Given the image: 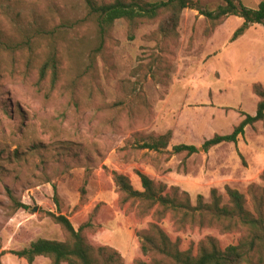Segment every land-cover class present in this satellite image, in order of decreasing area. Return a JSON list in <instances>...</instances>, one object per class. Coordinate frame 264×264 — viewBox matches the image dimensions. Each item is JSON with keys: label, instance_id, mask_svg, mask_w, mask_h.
Instances as JSON below:
<instances>
[{"label": "rangeland", "instance_id": "374dc122", "mask_svg": "<svg viewBox=\"0 0 264 264\" xmlns=\"http://www.w3.org/2000/svg\"><path fill=\"white\" fill-rule=\"evenodd\" d=\"M194 1L210 10L220 5ZM242 2L257 9L264 0ZM243 23L230 17L207 36L209 23L188 9L176 41L156 34L159 20L140 26L131 41L128 23L120 20L96 54L98 30L85 0H0V264H29L15 253L39 239L66 240L48 213L66 216L76 230L93 216L96 228L86 233L93 245L116 249L125 264L143 260L137 234L153 219L121 204L114 172L139 191L137 172L145 173L188 192L194 205L199 195L210 202L212 189L227 200L229 186L246 195L253 211L249 187L264 188V122L247 127L238 144L189 158L137 148L169 131L168 151L180 144L202 147L216 134H231L242 113L256 115L253 86L264 85V25L232 41ZM50 51L59 54L62 77L46 98L38 69ZM161 226L183 240V249L207 235L222 247L240 238L211 229L178 231L170 218ZM34 264L52 263L39 257Z\"/></svg>", "mask_w": 264, "mask_h": 264}, {"label": "trees", "instance_id": "16d2710c", "mask_svg": "<svg viewBox=\"0 0 264 264\" xmlns=\"http://www.w3.org/2000/svg\"><path fill=\"white\" fill-rule=\"evenodd\" d=\"M215 10L194 0H161L151 3L145 0H112L98 2L85 0L89 16L98 30V47L95 53H102L111 37L117 21L124 20L129 25V39L134 40L135 31L142 25L160 21L157 35L164 40L176 41L179 38L183 12L196 10L209 23L206 35L209 36L230 17L244 20L235 32L236 41L253 25H264V2L257 9L246 7L242 0H219ZM0 45L2 42L0 41ZM28 46L31 47L30 43ZM22 50V45H15ZM32 49V48H31ZM62 77V62L57 51H50L39 65L38 87L50 98L57 90ZM253 93L258 97L257 113L251 116L242 113L244 119L231 134H216L205 141L202 147L180 144L168 151L173 134L152 135L137 144L142 151L156 154L168 152L170 155L186 154L189 158L198 154L201 148L208 153L212 148L224 143L238 144L245 136L247 127L264 122V85L256 83ZM142 191L136 190L130 178L124 174L113 173V180L120 192L122 205L136 206L137 216L152 217L149 227L137 234L141 242L143 260L136 264H264V188L257 184L249 187L253 211L247 209V197L237 189L225 188L227 200L218 189L211 190V201L206 202L199 195L194 205L188 192L176 186L157 182L149 175L137 172ZM264 182V173L261 175ZM56 190V189H55ZM83 192H85L83 190ZM23 206V205H22ZM97 209L95 210V212ZM48 216L66 233L65 241L39 239L15 254L34 264L39 257L48 258L52 264H125L123 256L114 248L93 245L86 235L95 230L92 219L82 224L78 230L64 215L48 213ZM170 218L178 231L219 230L223 234H239L236 245L222 247L220 241L207 235L197 243L183 249L181 238L173 239L161 223ZM146 261H145V260Z\"/></svg>", "mask_w": 264, "mask_h": 264}, {"label": "water", "instance_id": "95a60500", "mask_svg": "<svg viewBox=\"0 0 264 264\" xmlns=\"http://www.w3.org/2000/svg\"><path fill=\"white\" fill-rule=\"evenodd\" d=\"M203 149L201 148V151H202ZM36 211V210H35Z\"/></svg>", "mask_w": 264, "mask_h": 264}, {"label": "crops", "instance_id": "0c3cea01", "mask_svg": "<svg viewBox=\"0 0 264 264\" xmlns=\"http://www.w3.org/2000/svg\"><path fill=\"white\" fill-rule=\"evenodd\" d=\"M258 124V123H257Z\"/></svg>", "mask_w": 264, "mask_h": 264}]
</instances>
